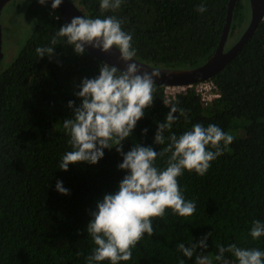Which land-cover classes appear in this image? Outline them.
<instances>
[{
  "label": "trees",
  "instance_id": "1",
  "mask_svg": "<svg viewBox=\"0 0 264 264\" xmlns=\"http://www.w3.org/2000/svg\"><path fill=\"white\" fill-rule=\"evenodd\" d=\"M74 1L89 18L121 19L122 29L133 36L135 58L170 69L200 66L214 54L229 7V0H123L116 11L101 13V0ZM202 2L207 6L204 13L196 10ZM8 4L13 5L18 30L31 33L14 60L0 68V264H87L86 257L95 247L86 231L91 212L105 194L118 190L126 175L118 168L123 157L114 147L104 149L96 164H70L67 171L59 165L72 150L63 128V120L73 117L68 102L80 105L81 98L75 95L78 85L85 77L98 76L102 61L88 51L77 55L66 38H60L54 56L39 58L36 48L49 46L65 20L50 4L38 0ZM250 15L248 0H238L226 48L243 34ZM210 80L220 96L206 105L189 87L166 106V86L156 83L153 105L123 142L124 152L137 143L157 151L165 147L155 144L154 137L157 123L164 122L173 104L190 110L187 122L181 117L173 124L177 136L202 123L216 124L235 137L204 176L185 170L178 177L185 199L196 203V212L181 217L166 209L163 218L152 221L153 236L145 233L132 258L119 264H179L181 259L196 264L195 256L184 257L176 246L198 243L209 232L204 252L212 257L218 245L264 251V236L250 235L254 220L264 222V20ZM166 160L158 158L156 166L165 168ZM57 180L70 194L56 190ZM224 260L238 264L229 252ZM213 264L223 262L213 260Z\"/></svg>",
  "mask_w": 264,
  "mask_h": 264
},
{
  "label": "clouds",
  "instance_id": "2",
  "mask_svg": "<svg viewBox=\"0 0 264 264\" xmlns=\"http://www.w3.org/2000/svg\"><path fill=\"white\" fill-rule=\"evenodd\" d=\"M38 2L45 5L47 0ZM62 2L53 0L52 8H58ZM122 2L101 0L100 11H116ZM196 10L206 12V2L198 5ZM122 24L123 21L116 16H75L59 28L49 46L35 50L39 58H51L55 55V46L60 44V38H66L67 45L73 46L77 55L85 54L86 46L103 52H109L115 46L120 52L119 58L126 63L122 71L117 66L102 62L98 76L85 77L78 85L80 90L75 93L81 98L80 105L70 100L68 107L73 110V117L63 120L72 150L63 155L59 169L67 171L70 164L81 162L96 164L104 157V149L115 147L123 157L118 168L126 170L118 190L105 194L102 200L97 201L96 210L91 212L92 219L86 231L95 247L86 257L87 264H99L105 260L119 264L120 261L130 260L132 250L144 234L153 236L155 229L152 221L157 217L163 218L166 209H172L181 217L192 216L196 212V203L185 199L178 177L185 170L204 176L212 162L223 155L235 139L216 124L205 127L202 123L194 124L190 130L177 136L172 131L173 124L181 117L187 122L190 110L173 104L164 122L157 123L154 137L155 144L165 147L157 151L150 145L137 143L124 152L123 142L132 135L138 121L145 116V110L153 105L157 90L154 78L160 73H149L142 65L128 63L135 60L137 52L132 44V34L124 31ZM164 103L168 106V101ZM143 132L146 135L148 129H143ZM165 132L169 135L165 136ZM163 157H167L166 167L161 169L156 166V160ZM56 190L61 194H70L62 180H57ZM211 235V232L207 233L198 243L190 241L189 246L180 242L176 246L177 251L188 259L195 256L196 264H213V260L228 264L224 260L226 252L232 253L238 264H264V251L241 248L236 244L227 247L218 245L215 257L205 254ZM250 235L253 239L264 236V222L254 220ZM197 249L201 251L197 253ZM179 264H185V261L181 259Z\"/></svg>",
  "mask_w": 264,
  "mask_h": 264
},
{
  "label": "water",
  "instance_id": "3",
  "mask_svg": "<svg viewBox=\"0 0 264 264\" xmlns=\"http://www.w3.org/2000/svg\"><path fill=\"white\" fill-rule=\"evenodd\" d=\"M9 1L11 0H0V62L4 58L5 54L1 15L4 7ZM237 1L238 0H229L227 20L219 45L214 54L202 65L194 68L170 69L155 67L137 58H134L136 61L133 60L129 61L128 63L135 62L139 65H142L143 69L149 73L158 71L160 76L155 77L154 79L156 80L157 84H162L164 86H189L213 78L217 73L224 70L226 65L242 50L243 46L253 35L259 23L264 20V0H248L251 11L249 24L238 40L231 47L226 48L229 30ZM47 3L52 6L53 0H47ZM56 10L66 23H69L75 16H85L89 18L76 5L74 0H63L62 4L56 8ZM86 48L87 51L95 56L98 60L117 66L122 71L125 70L126 63L119 58L120 52L115 46L109 52H103L91 46H86Z\"/></svg>",
  "mask_w": 264,
  "mask_h": 264
},
{
  "label": "rangeland",
  "instance_id": "4",
  "mask_svg": "<svg viewBox=\"0 0 264 264\" xmlns=\"http://www.w3.org/2000/svg\"><path fill=\"white\" fill-rule=\"evenodd\" d=\"M13 5H7L4 7L1 15L4 51L5 56L1 61L0 68L9 65L14 58L18 55L20 48L24 45L26 38L31 32L19 31L16 23V13L12 9Z\"/></svg>",
  "mask_w": 264,
  "mask_h": 264
},
{
  "label": "built area",
  "instance_id": "5",
  "mask_svg": "<svg viewBox=\"0 0 264 264\" xmlns=\"http://www.w3.org/2000/svg\"><path fill=\"white\" fill-rule=\"evenodd\" d=\"M189 87H194L198 94L201 96L202 104L206 105L210 101H212L214 98H217L220 96V93L218 91V88L216 84L212 80H207L203 82H198L193 85L189 86H166L165 87V94H166V100L168 101V104H170L173 100H175L176 95L187 90Z\"/></svg>",
  "mask_w": 264,
  "mask_h": 264
},
{
  "label": "flooded vegetation",
  "instance_id": "6",
  "mask_svg": "<svg viewBox=\"0 0 264 264\" xmlns=\"http://www.w3.org/2000/svg\"><path fill=\"white\" fill-rule=\"evenodd\" d=\"M4 56H5V54H4Z\"/></svg>",
  "mask_w": 264,
  "mask_h": 264
}]
</instances>
